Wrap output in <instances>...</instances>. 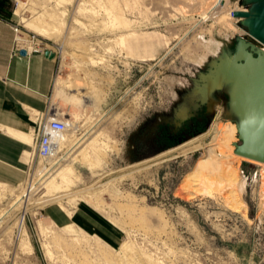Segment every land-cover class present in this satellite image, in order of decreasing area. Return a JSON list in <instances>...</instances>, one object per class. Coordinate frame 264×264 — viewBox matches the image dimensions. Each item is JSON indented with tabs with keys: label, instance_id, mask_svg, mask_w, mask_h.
<instances>
[{
	"label": "rangeland",
	"instance_id": "374dc122",
	"mask_svg": "<svg viewBox=\"0 0 264 264\" xmlns=\"http://www.w3.org/2000/svg\"><path fill=\"white\" fill-rule=\"evenodd\" d=\"M7 3L19 29L57 44L48 114L61 113L68 127L49 159L26 155L23 180L0 181L8 184L0 183V264H264L263 167L227 158L245 180L234 192L235 176L221 169L203 171L202 179L193 173L201 181L190 189L187 182L199 159L220 156V126L236 124L233 151L241 142V120L230 110L233 81L218 65L244 62L235 57L240 44L254 56L264 49L232 15L248 4ZM47 26L54 36H44ZM71 75L88 84L74 104V89L63 83ZM207 76L216 83L205 92ZM80 136L85 140L65 153ZM55 161L49 175L73 167L77 179L50 198L58 190L38 174Z\"/></svg>",
	"mask_w": 264,
	"mask_h": 264
},
{
	"label": "crops",
	"instance_id": "0c3cea01",
	"mask_svg": "<svg viewBox=\"0 0 264 264\" xmlns=\"http://www.w3.org/2000/svg\"><path fill=\"white\" fill-rule=\"evenodd\" d=\"M16 24L12 16L0 15V181L9 183L24 178L37 117L49 112L58 69L57 57L13 49Z\"/></svg>",
	"mask_w": 264,
	"mask_h": 264
},
{
	"label": "bare ground",
	"instance_id": "6f19581e",
	"mask_svg": "<svg viewBox=\"0 0 264 264\" xmlns=\"http://www.w3.org/2000/svg\"><path fill=\"white\" fill-rule=\"evenodd\" d=\"M21 12H22L21 11V3L18 1V5L15 8V15H18ZM233 17H236V16H233ZM29 24L32 25L33 27L36 26L34 21H30ZM43 31L45 34L44 36L50 37V36L55 35V31L51 27L47 26L43 29ZM22 33H24V32H22ZM40 33H42V31ZM243 53H244V51H243L242 46L240 44L238 47V51H237L236 55L237 56L238 55L243 56L244 55ZM246 58H247L246 63H244L242 65L236 63L235 58H233V59L225 58L218 65V68L221 69V71H223V73H225V75L227 76V79L233 81L234 86L232 88V93H231L230 110L240 118V120H241V122H240L241 128L240 129L242 131V134L248 139L250 137L249 130H250L252 123H253L252 114H253L254 104H255L254 95L258 89V83L255 79H253L254 73H256L257 65L249 57H246ZM218 68L216 71H218ZM71 76L68 77L65 81H63V83L65 84V87H67L69 89H74L75 94L72 95L70 98V101H73V104H74L75 102L78 101L76 96H77V93L80 92L79 91L80 87H82L86 83L84 82V84L82 85L81 83L76 81V77H73V75H71ZM206 81L208 83L207 84L208 87H207V90H205V92H207L209 87L214 84L215 80L213 79V77L207 76ZM86 85H88V84H86ZM57 114H61V113H57ZM219 129L222 131V134L217 139V142H216V146H217L216 150L217 151L216 152L220 156L219 157H217V156L212 157L211 156V158L199 159L194 166V171L187 175V179H188L187 182H189L188 188L189 189L191 188L190 183H192L194 181H198V180L202 179V177L207 176V175H205V176L203 175V171L209 170V172H211V170L214 171L215 169H221L223 174H224V170H225V174L227 171V172H232L233 173L232 175L235 176V179L232 180L233 192L236 191V189L243 190L242 188L244 187L243 185H245L244 184L245 180L243 181V180H237L236 179L237 178L236 169L230 165V162H229V160H227V158L231 159V161L246 160V161L253 162V163H256V164L262 166L263 168L261 169L262 170L261 176H263V181H264V160H259V159L247 156L245 154H242L241 152L233 151L232 142H233V139L235 137L236 130H237L236 124L231 121V123H226V124L220 126ZM61 136H59V137H61ZM81 136L78 138H74L73 140H71L67 143V145L65 146L66 147L65 153H71L72 151L76 150V148L81 144V142H83L85 140V138L81 137ZM85 136H86V134H85ZM59 137L56 138V141ZM93 142H94V140L89 142L87 149H93V147L95 145ZM54 149H55V147H54ZM54 149L52 151V154L49 157L41 158V159H49L53 155ZM94 151L97 152L98 148L95 147ZM85 155L87 156V152L85 153ZM83 156H84L83 154H79L78 156L75 157V159L76 160L80 159ZM47 164H44L43 166H41V168H39V169H41L40 170L41 174L39 173L38 175H39V179H43L46 176L51 177L50 182H49L51 184V187L58 190V192H54V193H51L50 191H48L50 198H54V197L58 196V194L60 192L68 190L69 186L77 179V176L74 172L73 167L62 168L54 176H52V174L49 175L50 170L57 164V161L52 163L50 167H47ZM224 165H225V169H224ZM193 173H195L196 175L198 174L200 179L191 180L194 177ZM226 176H228V175H226ZM205 180L207 181V183L209 185H211L213 183L211 181L210 177H206ZM262 191L264 193V189ZM233 197H234V199L237 198L234 195H233ZM234 204H235V202H234ZM236 204H237V206L234 207V209H236V210H238L240 208H241V210L244 209V206L241 202H238ZM242 211H244V210H242ZM64 247H68V246L65 245Z\"/></svg>",
	"mask_w": 264,
	"mask_h": 264
},
{
	"label": "water",
	"instance_id": "95a60500",
	"mask_svg": "<svg viewBox=\"0 0 264 264\" xmlns=\"http://www.w3.org/2000/svg\"><path fill=\"white\" fill-rule=\"evenodd\" d=\"M244 1L248 4L247 9H233L232 15L240 17V22L247 26L249 34L264 45V0ZM242 49L244 55L238 56L243 58L244 62L239 63L235 61L242 65L246 63V57H249L257 65L253 79L257 81L258 89L254 95L255 104L252 114L253 123L249 130L250 137L247 139L242 134L239 126L238 130L241 142L236 144L234 150L235 152H241L247 156L264 160V49L258 47L255 50V56L244 47ZM44 54L49 57L54 56V53L48 50Z\"/></svg>",
	"mask_w": 264,
	"mask_h": 264
},
{
	"label": "built area",
	"instance_id": "2783aa9c",
	"mask_svg": "<svg viewBox=\"0 0 264 264\" xmlns=\"http://www.w3.org/2000/svg\"><path fill=\"white\" fill-rule=\"evenodd\" d=\"M13 29L15 32L13 49L19 54L28 55L31 52L44 53L48 50L54 53V57H57L56 43L44 38L35 37L34 34L19 29L17 24L13 26ZM67 127L68 122L65 120V117L59 116L55 111L39 118L34 130L33 158L49 157L56 145V138L61 136Z\"/></svg>",
	"mask_w": 264,
	"mask_h": 264
},
{
	"label": "trees",
	"instance_id": "16d2710c",
	"mask_svg": "<svg viewBox=\"0 0 264 264\" xmlns=\"http://www.w3.org/2000/svg\"><path fill=\"white\" fill-rule=\"evenodd\" d=\"M7 0H0V15L5 17L11 16V11L8 9Z\"/></svg>",
	"mask_w": 264,
	"mask_h": 264
}]
</instances>
